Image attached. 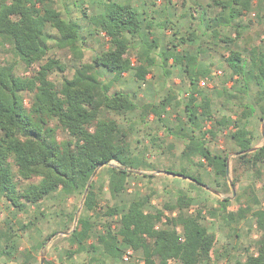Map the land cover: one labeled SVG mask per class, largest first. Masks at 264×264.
<instances>
[{"label":"trees","instance_id":"trees-1","mask_svg":"<svg viewBox=\"0 0 264 264\" xmlns=\"http://www.w3.org/2000/svg\"><path fill=\"white\" fill-rule=\"evenodd\" d=\"M210 2L218 12L210 21L217 20L218 28H231L236 19L251 12L253 0ZM95 20L99 32L109 38V49L92 63L81 64L74 76L65 77L58 87L50 76L56 70H64L57 59L49 57L51 46L46 28L50 25L58 32L60 43L73 47L81 37L79 25L65 21L46 0H0V54L12 53L29 70L38 66L30 76H20L16 73L15 63L0 65V194L21 210L27 204H36L59 191L67 197L83 196L98 167L102 165L104 169L111 162L119 166L107 168L110 194L113 198L122 196L127 192L128 178L135 176L132 170L139 168L132 156L128 134L116 119L109 117L111 114L123 117L136 111L137 105L127 94L112 93L111 86L100 78L98 68H105L118 76L133 71L137 82H145L148 68L154 65L151 58L153 46L138 58L139 65H133L128 57L127 36L140 32L141 21L130 6L116 5L113 11L103 12ZM214 33L216 38L220 36L218 30ZM237 39H241L238 29L235 37L224 36L222 39L229 47L225 60L227 67L242 81L240 93L247 94L251 83L259 89L253 103L241 104L243 111L238 121L231 124L230 118H223L217 124L223 129L230 125L236 128L231 137L239 147L237 158L250 167L264 161V147L243 153L252 148V141L245 127L238 124L253 116L257 109L264 116V47L230 49ZM153 42L156 44V40ZM173 56L169 48L163 52V67L167 69L171 60L176 65L186 64L185 72L190 85L194 86L198 57L182 53ZM224 91L231 99H240L236 94ZM24 94L30 97L29 107ZM197 95L200 93L193 90L186 105L185 125L188 127L182 125L177 130V135L186 141L183 156L190 161L200 157L214 171L216 178L226 180L228 157L210 150L206 137L215 133L210 130L202 132L201 127L214 119L212 101L202 97L198 103ZM169 105L166 99L161 106L166 109ZM161 106L145 105L143 115L152 114L161 120ZM59 130L66 132L67 138L59 140ZM167 173L189 177L184 172L167 170ZM190 179L204 185L197 177ZM32 180L36 182L23 186L24 181ZM150 200L151 197H140L122 207H108L104 215L111 219L117 217L116 226L113 229L112 223L107 224L105 232L97 236V245L90 248L97 250L101 247L104 255L116 259L122 258L126 249H131L142 255L143 264H209L217 239L203 226L202 210L195 215L186 214L183 210L191 207L193 202L180 197L176 203L164 204L162 209L147 212ZM228 202V199L220 202L226 213L222 216L226 222L241 223L251 214L260 233L256 253L234 264H264V209L247 206L240 207L237 212H227ZM98 207L99 198L93 181L84 202L83 216L68 236L78 252L86 251L85 244L94 236L92 216ZM166 211H178V214L165 217ZM160 224L162 227L156 228ZM177 227L181 228V234ZM45 264L53 263L46 261Z\"/></svg>","mask_w":264,"mask_h":264},{"label":"rangeland","instance_id":"rangeland-1","mask_svg":"<svg viewBox=\"0 0 264 264\" xmlns=\"http://www.w3.org/2000/svg\"><path fill=\"white\" fill-rule=\"evenodd\" d=\"M46 1L61 13L65 21L75 22L80 27L81 37L73 47L60 43L58 32L50 25L46 28L51 46L49 57L57 59L64 70H56L50 76L58 87L65 77L72 78L81 64L92 63L97 56L109 49V38L99 32L100 27L95 20L97 15L105 9L113 11L116 5L130 6L137 12L141 30L127 36L128 57L137 66L138 58L149 46H153L151 58L154 65L149 67L146 81L137 82L133 71L118 76L101 67L98 72L104 83L111 86L112 93L127 94L137 105L136 111L123 117L113 114L109 117L116 119L128 134L132 156L139 168L132 170L135 176L128 178L126 194L115 198L110 194L107 168L119 164L111 162L97 172L93 181L100 207L92 216L94 236L85 244L87 249L84 252H78L77 247L68 239L76 217L80 219L83 216V196L74 194L67 197L59 191L36 204H27L21 210L0 194V264H41L42 259L53 264H143L142 255L131 249H126L123 257L116 259L104 255L101 247L97 246V250L90 248L91 245H97V236L105 232L107 224L112 223L113 229L116 226L117 217L111 219L104 215L108 207H122L140 197H151L147 212L162 209L164 204L176 203L180 197L192 200V206L185 208L183 212L195 215L198 210H202L205 217L203 226L214 233L217 239L215 253L209 264H234L235 261H244L249 255L256 253L260 233L252 215L248 214L241 223L226 222L222 217L226 213L220 202L229 200L225 207L227 212H237L240 207L247 206L264 209V161L250 167L243 160L239 161V147L231 137L236 128L230 125L228 129H223L217 122L223 118H230L231 124L238 121L243 111L241 104L253 103L259 89L256 84L251 83L247 94L239 92L243 84L227 67L225 60L229 47L222 39L224 36L235 37L238 29L241 39H237L230 49L258 45L264 47V0H253L251 12L236 19L231 28H218L217 20L210 21L218 13L210 0ZM237 23L242 27H238ZM216 30L220 32L217 38L214 33ZM168 48L173 57L178 53L198 57L197 83L194 86L190 85L185 72L186 64L176 65L169 61L167 69L163 67L162 54ZM3 62L15 63L16 73L20 76H30L38 70L37 65L30 70L26 69L10 52L0 54V65ZM191 68L194 69V66ZM193 90L200 93L197 95L198 103L202 101V97L212 101L214 119L201 127L202 132L210 130L215 133L206 137L210 150L228 157L226 180L216 178L214 171L200 157L190 161L183 156L186 141L177 135V130L187 121L185 110ZM224 90L236 94L240 99H231ZM24 96L29 107L30 97L28 94ZM166 99L170 105L165 109L161 105ZM149 104L162 107L161 120L152 114L143 115V106ZM238 125L245 127L252 141V148L264 147V116L259 109ZM65 138L66 132L59 130L58 139ZM167 170L173 173L184 172L189 177L169 174ZM192 176L201 179L204 185L191 180ZM31 182L36 181H24L23 186ZM212 213L216 216L211 215ZM164 214L165 217H176L178 211H166ZM165 220L164 218L163 222ZM161 227L162 224L156 228ZM176 230L182 233L180 227ZM71 252L73 254L69 255Z\"/></svg>","mask_w":264,"mask_h":264},{"label":"water","instance_id":"water-1","mask_svg":"<svg viewBox=\"0 0 264 264\" xmlns=\"http://www.w3.org/2000/svg\"><path fill=\"white\" fill-rule=\"evenodd\" d=\"M263 136H264V129H263ZM261 148V147H260ZM259 149V147H256V148H252V149H250V150H248V151H246V152H243V153H252V152H255V151H257ZM103 166L101 165V166H99L98 167V169L94 172V174L92 175V177H91V179H90V181H89V183H88V186L86 187V189H85V192H84V195H83V200H82V205L84 204V202H85V200H86V197H87V195H88V192H89V189H90V187H91V184H92V181H93V179H94V177L96 176V174H97V172L99 171V169H101ZM228 169H229V163L227 162V171H228ZM178 176H180V177H182V178H184V176L183 175H178ZM78 216L76 217V219H75V225H74V228H73V230L72 231H74L75 229H76V225H77V223H78ZM71 231V232H72ZM68 234H70V233H68ZM67 235V234H66ZM44 262H45V259H42V261H41V264H44Z\"/></svg>","mask_w":264,"mask_h":264},{"label":"crops","instance_id":"crops-1","mask_svg":"<svg viewBox=\"0 0 264 264\" xmlns=\"http://www.w3.org/2000/svg\"><path fill=\"white\" fill-rule=\"evenodd\" d=\"M106 11H108L107 9H105V11L104 12H106ZM98 16V15H97ZM153 41H154V39H153ZM172 61V60H171ZM132 62V61H131ZM133 63V62H132ZM134 65V64H133ZM149 69V68H148ZM176 176H178V175H176ZM180 177V176H179ZM71 233V232H70ZM64 234V233H63ZM70 235V234H69Z\"/></svg>","mask_w":264,"mask_h":264},{"label":"built area","instance_id":"built-area-1","mask_svg":"<svg viewBox=\"0 0 264 264\" xmlns=\"http://www.w3.org/2000/svg\"><path fill=\"white\" fill-rule=\"evenodd\" d=\"M130 254H131V253L129 252L128 255H130ZM126 259H127V257H126Z\"/></svg>","mask_w":264,"mask_h":264}]
</instances>
